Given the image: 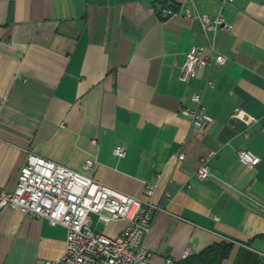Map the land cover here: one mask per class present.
Returning <instances> with one entry per match:
<instances>
[{"label": "crops", "instance_id": "obj_1", "mask_svg": "<svg viewBox=\"0 0 264 264\" xmlns=\"http://www.w3.org/2000/svg\"><path fill=\"white\" fill-rule=\"evenodd\" d=\"M157 1L0 0V190L14 189L31 153L156 205L143 241L150 264L219 243L230 245L219 264H264V1L172 0L178 14L165 18ZM185 10L232 25L209 35L225 62L187 81L185 54L209 49ZM194 93L199 130L180 114ZM238 150L259 162L242 165ZM64 240L60 225L0 210V264L56 260Z\"/></svg>", "mask_w": 264, "mask_h": 264}, {"label": "built area", "instance_id": "obj_2", "mask_svg": "<svg viewBox=\"0 0 264 264\" xmlns=\"http://www.w3.org/2000/svg\"><path fill=\"white\" fill-rule=\"evenodd\" d=\"M231 2L220 0L221 6ZM177 14L168 8L161 9V15L165 17ZM183 15L199 22L209 49V53L204 54L203 47L195 45L185 54L180 79L187 81L197 68L225 62L223 55L214 52L209 35L218 30L229 31L232 25L219 12L208 16L196 10H185ZM190 99L195 107L181 108L180 114L199 130L205 121L201 95L194 93ZM112 154L123 157L125 150L116 144ZM236 154L244 166L252 167L259 162V157L249 150H238ZM178 158L182 159L183 154H178ZM92 165L93 161L86 159L83 167L89 169ZM208 176L209 166L204 161L198 166L196 177L204 180ZM147 194H150L149 190ZM5 207L44 218L50 226L60 225L65 229L61 256L37 264H150L152 252L144 247L143 241L158 207L149 200L134 198L47 159L28 154L14 189L0 190V210ZM91 216L104 226L112 222L125 225L117 235L109 237L91 227ZM189 255V248H185L178 261ZM176 263L166 258L162 264Z\"/></svg>", "mask_w": 264, "mask_h": 264}, {"label": "trees", "instance_id": "obj_3", "mask_svg": "<svg viewBox=\"0 0 264 264\" xmlns=\"http://www.w3.org/2000/svg\"><path fill=\"white\" fill-rule=\"evenodd\" d=\"M158 9L156 10L157 15L160 18H165L161 15V9L168 8L177 12L172 0H158ZM230 250V245L226 243H219L212 245L201 253L195 256H188L186 259L181 260L182 264H219V262L227 256Z\"/></svg>", "mask_w": 264, "mask_h": 264}, {"label": "rangeland", "instance_id": "obj_4", "mask_svg": "<svg viewBox=\"0 0 264 264\" xmlns=\"http://www.w3.org/2000/svg\"><path fill=\"white\" fill-rule=\"evenodd\" d=\"M92 219H93L92 221H94V218H92ZM102 229H103L102 224L98 222V224H96V226H95V231L100 233L102 231Z\"/></svg>", "mask_w": 264, "mask_h": 264}]
</instances>
